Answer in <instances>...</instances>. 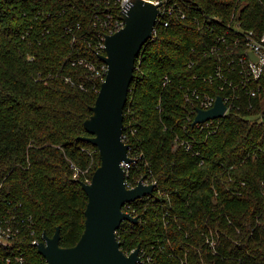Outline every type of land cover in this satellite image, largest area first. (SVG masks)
<instances>
[{
  "label": "trees",
  "instance_id": "16d2710c",
  "mask_svg": "<svg viewBox=\"0 0 264 264\" xmlns=\"http://www.w3.org/2000/svg\"><path fill=\"white\" fill-rule=\"evenodd\" d=\"M177 1L186 17H170L145 44L124 110L135 159L127 182L157 187L132 204L139 223L124 222L117 236L125 253L140 246L155 264H264V153H253L264 144V73L254 107L244 99L213 135L193 126L187 100L191 89L223 94L199 77L214 71L215 57L205 53L216 34L198 21L235 14L260 36L264 0ZM104 9L100 0H0V199L34 217L40 240L60 226L63 247L85 230L82 183L101 165L98 148L82 137L91 136L85 121L102 81L76 60L102 63L89 43ZM189 139L200 155L180 144ZM22 245L26 264L46 262L31 241Z\"/></svg>",
  "mask_w": 264,
  "mask_h": 264
},
{
  "label": "water",
  "instance_id": "95a60500",
  "mask_svg": "<svg viewBox=\"0 0 264 264\" xmlns=\"http://www.w3.org/2000/svg\"><path fill=\"white\" fill-rule=\"evenodd\" d=\"M159 7L143 0H135L122 13L125 26L106 36V55H99L108 73L99 91L92 115L85 121L91 135L83 140L94 144L101 156V165L90 182L82 186L88 195L85 210V230L74 246H61V227L53 236L44 234L38 244L39 253L49 264H138L139 246L132 253L122 249L117 232L124 221L139 223L123 208L147 195H153L157 183L141 180L133 188L126 186L125 163L133 162L130 145L124 140L125 106L135 77L136 60L145 44L154 37ZM254 56V55H252ZM257 60L256 57H253ZM227 106L221 96L209 110L199 109L193 125L224 116Z\"/></svg>",
  "mask_w": 264,
  "mask_h": 264
},
{
  "label": "built area",
  "instance_id": "2783aa9c",
  "mask_svg": "<svg viewBox=\"0 0 264 264\" xmlns=\"http://www.w3.org/2000/svg\"><path fill=\"white\" fill-rule=\"evenodd\" d=\"M100 1L104 3L105 9L98 12L94 17V26L98 29V32L94 34L89 45L95 49L98 55H106V36L114 34L125 26L122 13L128 11L135 0ZM143 1L158 6L160 10L156 21L154 37L152 39L157 35L158 25H164L166 27L170 25V17H186L182 5L177 0ZM236 17L237 16L234 14L232 20L229 22H225L222 18L216 16L205 17L202 21H198L199 24L211 28L216 34V38L213 42L214 44L210 51L205 53V55L215 57L214 71L199 77L205 82L211 84L217 83L219 90L223 93L219 96L223 98L227 106V110L223 117L193 125L199 131L206 132L208 136L218 131L221 119L226 117L232 110H240L243 107L245 103L244 99L246 101L247 98L249 99V103L246 105L251 109L254 107L252 99L261 95L260 88L255 86V84L258 83L264 73V33L260 36H256L254 31L245 30ZM218 29H222L223 31L218 32ZM253 57H256L257 60H254ZM76 61L79 65H82L90 71L93 76L100 78L102 83L105 81L109 70L105 62L101 60L102 63L96 65L87 57H80ZM193 65L194 63H191L190 67ZM66 81L71 83L72 79L67 77ZM81 88L84 87L81 85ZM217 97L218 96H214L210 92L201 91L199 89H191L190 92H187V100L193 107L191 111L195 115L194 120L199 109L209 110L213 108L216 104ZM260 99L263 101L261 97ZM180 144H182L188 152H193L195 155L201 154L194 149L193 140H180ZM258 152L264 153V144L258 146L253 151L254 154ZM133 161H135V159H133ZM131 163L124 164L126 170L125 183L128 188L135 187L127 182L128 169ZM144 183L149 184L147 181H144ZM143 198L134 202L142 200ZM134 202L127 203L123 210L131 216L137 217V210L132 207ZM124 222L132 223L130 221ZM35 228L36 223L34 217L27 214L22 209L21 204L16 205L12 200L6 197L0 199V264H26L28 254L22 242L31 241L32 245L38 246L39 243L44 241V239L40 240L34 237L36 232ZM210 244L214 246L215 242L210 241ZM44 264L49 263L46 260ZM138 264H152V258L140 251V261Z\"/></svg>",
  "mask_w": 264,
  "mask_h": 264
},
{
  "label": "rangeland",
  "instance_id": "374dc122",
  "mask_svg": "<svg viewBox=\"0 0 264 264\" xmlns=\"http://www.w3.org/2000/svg\"><path fill=\"white\" fill-rule=\"evenodd\" d=\"M152 264H155V260L152 261Z\"/></svg>",
  "mask_w": 264,
  "mask_h": 264
}]
</instances>
